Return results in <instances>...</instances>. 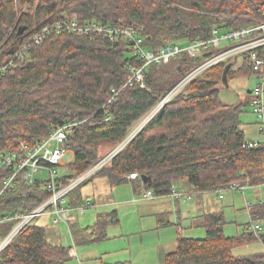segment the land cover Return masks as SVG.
Returning <instances> with one entry per match:
<instances>
[{"label": "trees", "instance_id": "trees-1", "mask_svg": "<svg viewBox=\"0 0 264 264\" xmlns=\"http://www.w3.org/2000/svg\"><path fill=\"white\" fill-rule=\"evenodd\" d=\"M75 16L82 22L136 24L144 28L146 45L158 50L170 43L210 40L221 29L258 27L264 24V0H0V65L10 55L11 45L28 42L48 24ZM22 26L26 30L19 35ZM263 34L257 29L248 39ZM230 43L206 47L203 56L185 52L169 63L153 64L145 71V87L123 88L131 77L129 69L143 64L129 43L102 36L50 34L16 66L0 71V149L15 150L23 141L34 145L64 123L82 121L69 130L65 144L74 152V161L59 173L69 184L99 161L102 142L123 141L135 122L189 72L240 42ZM253 55L264 63V48H259L232 56L195 77L96 175L107 174L113 184H119L138 173L136 179L157 196L170 195L180 180L200 193L224 191L237 183L264 184V142L244 147L250 140L241 120L242 107L222 99L228 66V81L245 75L262 77L254 69ZM113 89L121 90L116 101H111ZM9 173L0 166V191ZM49 197L40 181L29 184L20 178L15 189L0 195V220L7 214L28 213ZM69 204L82 202L75 203L71 197ZM261 208L254 213L258 218L264 217ZM118 223V213L112 211L99 214L88 227L74 222L70 230L77 245H88L106 240L108 227ZM225 223L223 213L207 215L206 237L181 236L165 264H264V254L234 255L235 247L257 237L252 231L228 237ZM16 224V220L0 223V240ZM261 238L264 242V235ZM71 250L52 243L46 227L30 223L0 252V264H67Z\"/></svg>", "mask_w": 264, "mask_h": 264}, {"label": "built area", "instance_id": "built-area-1", "mask_svg": "<svg viewBox=\"0 0 264 264\" xmlns=\"http://www.w3.org/2000/svg\"><path fill=\"white\" fill-rule=\"evenodd\" d=\"M143 29L144 28L139 27L136 24L114 26L101 21L82 22L77 16L71 19L67 17L62 18L45 26L41 31L34 34L28 42L20 43L19 45H11L10 55L0 65V71L5 73L8 67L16 66L20 61L25 59L33 49L34 45L40 44L45 37L50 34L56 33L70 34L74 36H88L92 39L102 36L111 40L129 43L135 50V55L143 61V64L140 67H131L129 69L131 77L123 88L134 86L136 84L145 87V71L148 70L151 65L169 63L185 52L190 53L195 57L203 56L206 47H221L223 41V38L216 37V31L215 37L210 40H199L195 43L186 45L170 43L158 50H153L145 43ZM257 29H262L264 31V24L254 28H242L227 32L224 39L239 41L240 43L206 59L194 70L189 72L136 129L137 131L135 130L136 134L133 137H130L125 144L130 142L131 139L133 140V138L162 110L164 105L183 90L199 74L232 56L264 48V34L260 37L248 39ZM253 66L256 71L262 72V82L252 90L251 106L254 107V113L262 120L259 123V131L264 134V63L260 58L253 55ZM120 91L113 89L114 95L111 101H116ZM108 119L109 118L106 117V120ZM81 123L82 121L64 123L57 129L53 130L49 136L44 137L34 145L23 141L15 150L5 151L0 149V166L10 170V173L4 179V185L0 191V195L9 189H15L18 179L20 178L29 184H34L40 181L42 187L50 192V197L32 211L28 213L16 212L14 214H7L2 220H0V223L13 220L17 221L15 227L0 244V252L23 228L45 214L52 215L55 223L63 222L68 226H71L72 223L76 221V212L78 208L72 207L69 204V194L88 179L95 176L99 171L110 165L115 156L121 151V148H123V144L119 145L115 149L116 151L113 150L109 155L102 158L82 175L71 181L69 184H65L60 179L57 167L67 165L63 163V159L69 151L65 146L68 141V133L70 129ZM259 145L260 141H247L244 147H258ZM138 177V173H132L129 175V178L131 179H136ZM247 186L249 185L237 183L230 189L244 191ZM170 195L178 198L182 197L183 193L174 189ZM156 197L157 195L153 190H146L143 194L144 199H155ZM221 197H223V195H221ZM249 228L256 236H262L261 233L263 232V227L260 224L252 222Z\"/></svg>", "mask_w": 264, "mask_h": 264}, {"label": "rangeland", "instance_id": "rangeland-1", "mask_svg": "<svg viewBox=\"0 0 264 264\" xmlns=\"http://www.w3.org/2000/svg\"><path fill=\"white\" fill-rule=\"evenodd\" d=\"M36 1L38 2L39 0ZM227 32L228 30L221 29L216 34V37L223 38L222 46L231 44L230 40L224 39V36L227 34ZM260 82H262V78L259 76L245 75L244 77L231 78L228 81V83L225 84L224 87L222 88V99L225 104L235 105V106L237 105L242 107L243 111L241 114V120L244 124V127L245 126L247 127V132L249 134L251 132L253 136L260 138V139L259 138L253 139L254 141H260L261 139L264 141V135L260 136V134L258 133L259 123L262 120L258 117L257 114L254 113V107L250 105L251 94L249 93V91L255 89V87ZM171 90L169 91V93L171 92ZM165 97H163L140 120L135 122V124L131 127L127 137L123 141L116 144H113L108 141L105 143L102 142L98 150V154L100 156L99 161L102 158L109 155L113 150H115L121 144H123V148H121L122 151L124 147L132 141V139L127 144H125V142H127L130 137H133L136 134L135 133L137 131L136 129L153 112V110L157 108V106L161 103V101ZM159 113L157 115H159ZM156 116L152 120H154ZM72 161H74V152L72 150H69L66 157L63 159V163L68 165ZM57 169L59 173H64L67 171L66 168L63 166L57 167ZM184 185L185 184L183 183V180H180L175 187V190L183 193V196L180 198V202H181L180 206L179 204L175 205L176 198H174L172 195L157 196L155 199L151 200L154 201V203L155 201L160 202L162 203L161 205L164 206V210L166 211L164 219L165 221H171L172 225L170 226V230H168L169 228L165 229L163 233L170 232L171 236L174 238L173 241L176 240V237L179 238L180 235L192 236L198 238H204L206 236L207 232L205 228L199 226H195L194 228H192L190 225L192 218L194 217L197 218L196 210L194 209V207L196 205L197 206L200 205L201 207H203L202 204H205L204 206L207 210H211V211L221 210L224 212L225 221H226L224 225V232L226 236L237 237V236H241L243 233L250 232L251 230L249 226L252 224V222H254L255 224H260L263 227V232L261 234L264 235V217L258 218V216L254 214L257 212L259 213V210L261 208V203L262 202L264 203V184L259 186H247L244 191L226 189L220 192H210L207 193L206 198L204 196L202 197V195L199 194L192 195L191 198H188L189 194L185 192L186 187H184ZM107 186L112 187L108 179L106 178L104 179L103 176L100 175L99 176L95 175L78 188V190H81L84 194L85 193L88 194V195L86 194L88 197L84 195V201L86 205L89 202L92 204L86 210V213L83 216V218H89L91 214L94 213V218L92 220L86 222L80 221V225L86 226L90 224L92 225L95 224L98 217L97 211L98 212L104 210L112 211L115 209L119 211L120 209L121 210L119 212L121 219L120 224L117 226L112 225L108 231L111 234H115L116 238L113 237L114 236L113 235L107 241L91 243L88 245H77L73 240L69 227L64 224L55 225L52 221L53 219L52 215L45 214L35 219L32 222L34 224L46 227L49 240L52 243L64 245L67 247H72L73 250H76L77 255L72 257V259L67 264H103L104 262H116L119 260L123 261L129 259L130 257L128 256L130 250L113 252L114 249L119 248L123 243L126 246V242H127L126 240L132 239V241H134L133 237L137 236L136 235L137 232H140L138 233L137 239H141L140 237L144 235V233H142V230H146L157 224V220H154V218L149 215H143L141 213L137 215L135 214V211L125 212L124 210L125 208L123 206L124 203L122 201L126 199L125 197H127V193L130 192L129 185L118 186L121 187V192L123 194L121 198L120 195H115L110 190L107 191L106 190ZM101 187L104 188L105 190H101V189L98 190V188ZM96 189L101 192L99 196L98 195L96 196V192H95ZM145 191L146 188L142 190V192ZM220 195H223V198L220 199ZM203 199H205V201H203ZM110 200L113 201V204L106 203L109 202ZM117 200H120L119 201L120 203L114 202ZM149 203L151 204L152 202ZM144 204L147 205L148 203L147 202L139 203V205H144ZM125 205H134V204H132V202H129L126 203ZM105 206H110V207H105ZM263 212H264V206L263 208H261V214H263ZM81 215L82 214H80V216ZM76 217H78L77 214ZM80 218L82 219V216ZM201 219H196V221L198 220V223L200 224ZM116 234H119L121 236L117 237ZM131 234H133V236ZM123 235H125V238L123 237ZM127 235H131L132 237H129ZM256 237L257 240L235 247L233 249L234 255L251 257L254 255L264 254V242L262 241L261 237L258 236ZM3 240L2 239L0 240V244L2 243ZM95 248H99L101 250H110L112 253L107 255L106 254L97 255V253L91 252ZM176 248H177V244H175L169 250L172 251L175 250ZM135 254L136 253L134 252L132 255L134 256ZM158 257L159 256H156V258L154 259H157L156 260V262H158L157 264H162L159 262L160 258ZM138 258L139 260L146 262V264H153V261L151 260V255L146 252L145 254L139 253Z\"/></svg>", "mask_w": 264, "mask_h": 264}, {"label": "crops", "instance_id": "crops-1", "mask_svg": "<svg viewBox=\"0 0 264 264\" xmlns=\"http://www.w3.org/2000/svg\"><path fill=\"white\" fill-rule=\"evenodd\" d=\"M251 91V92H250ZM249 93L251 94V99H252V90H250ZM250 99V100H251ZM244 127V126H243ZM244 130L246 132V136H247V139L250 140V141H254L253 139H256V138H259V137H255L253 136V134L250 132V134L247 132V127L245 126L244 127ZM258 133L260 134V136H263V134L260 133V131L258 130ZM260 139V138H259ZM264 142L262 139L260 140V142ZM107 142V141H104V143ZM99 176V175H97ZM100 176H103V178L105 179H108L110 181V184L112 185V187H109L107 186V191H111L113 194L115 195H120V198L123 196L122 192H121V187H118V186H122V185H129L130 186V192L127 193V197H125L126 199L124 201H122L124 203V210L125 212L126 211H135V214L139 215L140 213L143 214V215H149L151 217L154 218V220H157V224H155V226L151 227V228H148L146 230H142V233H144V235H142L140 238L141 239H137V236H138V233L140 232H137L135 237L134 238V241H132V239H129V240H126V246L125 244L123 243L119 248L117 249H114L113 252H118V251H124V250H130V253H129V256L130 257L129 259H126V260H123V261H126V262H132L134 264H146V262H143L141 260H139V253H142V254H145L148 253L151 255V260L153 261V264H157L158 262H156L157 259H154L156 258V256H159L158 258H160L159 262L162 263V264H165V258L167 256V254L175 251V250H172L170 251L169 249H171V247H173L175 244H177V247H178V241L180 239V237L182 235H180L179 238L176 237V240H174V238L171 236V233H163L165 229H168L170 230V226L172 225V222L171 221H165L164 219V216H165V213L166 211L164 210V206L161 205L162 203L160 202H156L154 203V201H151L153 199H144L143 198V194L145 192H142L143 189H145L144 185H142L138 179H131L129 178V175L127 176L126 180L122 183H119V184H113L111 182V179L110 177L107 175V174H100ZM183 183L185 184L184 187H186V190L185 192L189 194L188 198H191L192 195H195V194H199V195H202V197L204 196L205 198L207 197V193H210V192H204V193H200V192H195L193 190V188L186 182V181H183ZM101 189V190H105L104 188H98V190ZM97 189L95 190L96 192V196L100 195V191H98ZM147 190V189H146ZM142 193V194H141ZM87 193H83L81 190L74 193L72 196L68 197V199L70 200L71 197L73 199V201L75 203H81L82 204H78V205H71L73 207H76L78 208L77 210V216L76 217V224L79 225V227H88L90 225H86V226H81L80 225V221L82 222H86V221H90L94 218V213L91 214V216L89 218H83V216L85 215L86 213V210L92 205L90 202L86 205L85 201H84V195H86ZM204 194V195H203ZM88 197V196H87ZM176 198V197H174ZM180 198L181 197H178L176 198V204H179L180 206ZM223 198L221 197L220 195V199ZM101 199V198H100ZM145 200V201H144ZM192 200V199H191ZM90 201V200H89ZM120 200H117V201H114L115 203H120L119 202ZM160 201V200H159ZM203 201H205V199H203ZM129 202H132V204L134 205H125L126 203H129ZM141 202H147L148 204L147 205H139V203ZM149 202H152L151 204ZM106 203H111L113 204V201H109V202H106ZM150 204V205H149ZM86 205V206H85ZM203 207H201L200 205L199 206H195L194 209L196 210V214H197V218L194 217L192 218V221L190 223L191 227L194 228L195 226H199V227H203L206 229V227L204 226V223H205V217L209 214H213V213H223V211L221 210H207L205 208V204H202ZM105 207H110V206H105ZM203 210V211H202ZM112 211H117L118 213V216H119V223L118 224H112V225H119L120 222H121V219H120V215H119V212L121 211L119 209L118 210H112ZM111 210H104V211H101V212H98L97 211V214L99 216V214L101 213H109V212H112ZM82 214V219L80 218V214ZM79 214V215H78ZM133 214V213H132ZM225 216V215H224ZM189 218V217H188ZM186 218V219H188ZM202 218V219H201ZM81 219V220H80ZM196 219H201V223L199 224L198 223V220L196 221ZM97 220H98V217H97ZM96 220V222H97ZM53 223L55 225H58V224H64L66 226H68L67 224L61 222V223H55L54 220L52 219ZM95 222V223H96ZM156 223V222H155ZM94 225V224H93ZM110 225L107 229V234H108V237L106 240L104 241H107L109 240L113 235V237H115V234H111L109 233V229L110 227L112 226ZM69 229H70V226H68ZM145 227V226H144ZM71 232V230H70ZM150 232V233H149ZM207 232V230H206ZM167 233V234H166ZM117 237L121 236L119 234H116ZM133 236V234H131ZM131 235H127L129 237H132ZM207 235V234H206ZM167 236V237H165ZM123 237L125 238V235H123ZM184 237H192V236H184ZM206 237V236H205ZM116 238V237H115ZM139 238V237H138ZM195 238H198V237H195ZM74 240V239H73ZM76 244V243H75ZM91 252H94V253H97V255H107V254H110L112 253L110 250H101L99 248H95L93 249ZM136 253L134 256L132 255L133 253ZM75 255H77V252L76 250H71V256L74 257ZM138 260V261H137ZM123 261H116V262H123ZM105 263H115V262H104L103 264Z\"/></svg>", "mask_w": 264, "mask_h": 264}, {"label": "water", "instance_id": "water-1", "mask_svg": "<svg viewBox=\"0 0 264 264\" xmlns=\"http://www.w3.org/2000/svg\"><path fill=\"white\" fill-rule=\"evenodd\" d=\"M26 30V27L22 26L19 30V35H22ZM230 69V66L227 67L226 71H225V74H224V83L227 84L228 83V77H227V74H228V70ZM251 92V91H250ZM145 180L147 179V176H144L143 177Z\"/></svg>", "mask_w": 264, "mask_h": 264}]
</instances>
